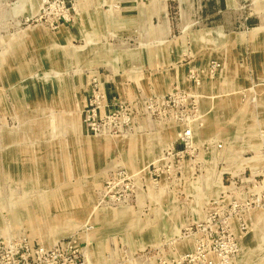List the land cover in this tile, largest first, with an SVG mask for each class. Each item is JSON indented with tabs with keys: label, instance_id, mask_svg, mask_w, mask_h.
Segmentation results:
<instances>
[{
	"label": "rangeland",
	"instance_id": "obj_1",
	"mask_svg": "<svg viewBox=\"0 0 264 264\" xmlns=\"http://www.w3.org/2000/svg\"><path fill=\"white\" fill-rule=\"evenodd\" d=\"M133 3L0 0V257L264 264V0H244L235 28L221 20L244 36L239 61L176 86L154 85L160 70L139 58L169 27L219 21L203 0Z\"/></svg>",
	"mask_w": 264,
	"mask_h": 264
},
{
	"label": "crops",
	"instance_id": "obj_2",
	"mask_svg": "<svg viewBox=\"0 0 264 264\" xmlns=\"http://www.w3.org/2000/svg\"><path fill=\"white\" fill-rule=\"evenodd\" d=\"M132 1L145 7L151 4L160 6L162 2V0H156L154 3H145L143 0ZM243 2L244 0H203L199 6L202 8L201 17L206 21L218 20L219 23L195 30L191 29L194 26L192 23L179 36L176 34L177 28L169 27L170 37L173 38L165 43L166 47L155 54V58L149 60L140 57L138 68L160 70L154 75V85L176 86L185 84L186 71L192 67L206 66L208 62L219 59L239 61L236 55L242 52L241 43L244 36L235 31H228L227 25L221 24V20H225L229 15L235 28L242 20L240 12ZM159 11L161 12L160 8L154 15L156 21L161 17ZM151 78L153 80V77Z\"/></svg>",
	"mask_w": 264,
	"mask_h": 264
},
{
	"label": "built area",
	"instance_id": "obj_3",
	"mask_svg": "<svg viewBox=\"0 0 264 264\" xmlns=\"http://www.w3.org/2000/svg\"><path fill=\"white\" fill-rule=\"evenodd\" d=\"M219 65L216 63H212L211 68L212 70H215L218 68ZM181 93H176L173 95H170L168 97L158 99V102L163 106H169L171 104H175L177 100L181 98ZM193 98L194 97H190ZM98 97H95V100L91 103L92 107V113L93 116L97 115V111L100 108V102L98 101ZM195 102V101H194ZM192 139V130L191 128H188L183 131L181 135L180 141L184 144H187L189 140ZM7 243H0V249L2 246H7L9 244ZM62 255L52 249H46L45 247L42 248H36L33 251V255H24L20 254L18 250L14 249L10 246V249H7L4 253V256L0 257V264H57L60 263ZM71 264H84L82 261L75 258Z\"/></svg>",
	"mask_w": 264,
	"mask_h": 264
}]
</instances>
